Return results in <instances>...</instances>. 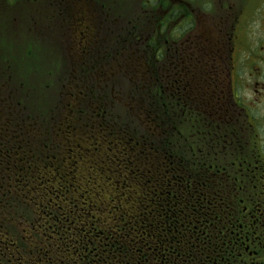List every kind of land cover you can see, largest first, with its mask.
Returning <instances> with one entry per match:
<instances>
[{
  "label": "rangeland",
  "instance_id": "374dc122",
  "mask_svg": "<svg viewBox=\"0 0 264 264\" xmlns=\"http://www.w3.org/2000/svg\"><path fill=\"white\" fill-rule=\"evenodd\" d=\"M63 1L0 0V145L8 144L7 148L24 154L34 153L31 161L24 164H31L28 179L35 188L26 190L27 196L21 195L20 199L14 196L10 202L36 201V213L30 214L36 218L53 207L65 213L72 208L71 216L80 219L78 212L84 209L90 213L89 220H101L102 228L120 221L125 212L131 224L132 215L138 213L151 225L156 219L142 211L144 203L152 206L155 194L158 207L161 204L157 199L165 201V207L167 201L178 209L185 207L186 199H192V174L188 176L180 165L192 173V45L171 49L169 42L170 51L165 45V55L158 53L150 61L152 46L144 35L153 28V17L149 24L143 18L140 24L144 33L131 39L133 43L122 40L117 45L92 46L97 39L90 29L82 27L83 23L72 37L71 33L48 32V16H62ZM189 1L205 13L215 14L213 25L209 24L210 18L202 17L198 22L199 32L209 29L211 40L220 47L210 50L209 64L215 63L216 52L224 51L218 18L226 12L234 16L237 5H249V0ZM77 2L83 7L78 12L81 10L84 15L93 9L91 2H98L104 4L103 12L121 14L115 11L119 9L133 23L139 22L144 13L159 15L160 9L171 4L170 0ZM259 4L257 13L262 16L264 0ZM165 24L164 37L169 35V25ZM189 24L186 21L182 25ZM186 29L187 26L170 27L175 33ZM119 36L123 38L124 34ZM187 43L188 40L182 45ZM101 70L114 72L115 80L105 81ZM155 74L161 79H154ZM156 85L161 97L152 94ZM20 89L23 96H19ZM166 103L177 113L171 122L189 123L178 136L173 134L172 124L160 108ZM164 117L167 121L161 124L158 119ZM179 138L183 139L173 144ZM184 153L188 159L182 156ZM16 157L14 152L11 159ZM4 191L7 192L0 190V200L6 199ZM168 191H175L174 195ZM171 195L174 198L168 199ZM170 261L175 264L173 258Z\"/></svg>",
  "mask_w": 264,
  "mask_h": 264
},
{
  "label": "flooded vegetation",
  "instance_id": "af4514ba",
  "mask_svg": "<svg viewBox=\"0 0 264 264\" xmlns=\"http://www.w3.org/2000/svg\"><path fill=\"white\" fill-rule=\"evenodd\" d=\"M77 1L64 0L62 16H48V32L71 33L72 37L83 23L82 27L90 29L97 39L94 45L90 43L92 46L117 45L143 35L140 22L145 17L149 24L153 17V28L144 35L154 50L150 51L149 60L158 53L165 55V45L170 51V43L171 49L192 45V173L180 163L188 176L192 174V203L186 199L183 209L177 205L171 209L167 202L164 209L191 233L192 248L186 242V233L176 244H170V249L164 247L159 233L156 252L146 249L143 258L139 255L127 264H172V258L175 264H264V15L257 13L260 0H249V5L241 7L238 4L234 16L226 12L218 18L224 51L216 52L218 59L211 64L210 50L220 47L211 40L209 29L199 32L198 22L205 17L213 25L214 12L209 15L187 0H170L171 4L161 7L159 15L144 13L139 22L124 23L113 18L110 11L103 12L104 4L98 2H91L93 9L84 15L81 10L78 12L83 7ZM186 21L190 24L182 25ZM165 22V27L169 25L166 37L162 34ZM171 25L188 29L175 33L170 30ZM62 39L65 40L63 35ZM186 40L188 43L182 45ZM177 52L179 49L174 56ZM101 71L105 81L115 80L114 72ZM7 146L0 145V158L4 157L0 160V190H7L3 192L6 199L0 200V264H99L101 243L109 246L99 234L70 233L72 226L66 222L74 226L82 223L59 219L62 213L57 208L43 210L41 217L36 218L30 217L36 213V201L10 202L23 192L14 175L29 180L32 167L24 162L31 161L34 153L24 154ZM14 152L17 157L11 159ZM150 231L144 246L158 232L153 229L151 237ZM106 258L110 260L106 264L122 262L115 256Z\"/></svg>",
  "mask_w": 264,
  "mask_h": 264
},
{
  "label": "trees",
  "instance_id": "16d2710c",
  "mask_svg": "<svg viewBox=\"0 0 264 264\" xmlns=\"http://www.w3.org/2000/svg\"><path fill=\"white\" fill-rule=\"evenodd\" d=\"M118 10H116V11L121 13V14H123V15H121V14H116L115 13V16L118 18V20L120 22L122 20V22H124V23L127 22L129 20V18H128L129 15L124 13V12H122V11L120 12ZM45 17L47 19V16H45ZM33 20H35V18H33ZM33 26L39 27L38 25H33ZM151 53H154V50ZM150 59H151L150 61H152L153 57L151 56ZM33 71H34V69H33ZM159 78L160 77L157 74H155V78L154 79L159 80ZM157 84H159L160 87L162 86L160 83H157ZM160 87L156 85L155 93L152 92V94H156L157 97H161L163 94L160 92L161 91ZM20 95L23 96V93H22L21 89L19 90V96ZM155 96H151V97L155 98ZM148 97H150V96H148ZM160 108L164 110L165 117L167 118L168 122L172 124V126H170V127H171V129L173 131V134L175 136H178L179 134L184 133L185 132L184 131L185 130L184 126L185 125L188 126L187 125V124H189L188 121L179 120L178 124H176V122H171V117L172 116H176L177 117V113L173 111V108L170 106V103H169V105L166 103L163 108L162 107H160ZM153 115H154V113H153ZM181 116H182V111H181ZM165 117L158 119L161 124L163 123L162 122L163 120L167 121L165 119ZM182 117L185 118L186 115H184ZM155 121H156V118H155ZM190 127H189V130L191 129L190 132H192V126H190ZM180 139H183V138H179V139H177L175 141L173 140L172 141L173 144H174V142H175V144H177L178 140H180ZM181 143H183V142H181ZM173 144L170 145V146H173ZM171 151L173 152V150H171ZM183 151H184V149H183ZM169 154L173 155L170 152H169ZM47 156H50V153L47 154ZM182 156L186 157L188 159V157L186 156V153H184ZM33 170L35 172L34 168H33ZM22 172H25V171H22ZM14 177L15 178L17 177L19 179V181L17 182L16 185L18 187H21V189H23L22 190L23 192L19 193L20 196L21 195L27 196V193L25 191L35 188L33 186V184H32L33 181H30V182H29V180L28 181H24V178H20L17 175L16 176L14 175ZM53 188H55V187H53ZM62 188L63 189H67L66 186H63ZM174 192H172L173 195H174ZM29 193H30V191H29ZM20 196L18 197V199H20ZM171 196H170V198H171ZM155 197H156V194H155ZM155 197L150 202V203H152V206H150L148 204L145 205V203H144V209L142 211L144 213L148 212L150 217L154 216V218L156 219L155 222L153 224H151V225L146 224L145 220L140 219L143 216L142 215L140 216V214H138V213H137V215H139V217L136 214L132 215V217L134 218V220H133L134 223L131 224L132 221L130 220L129 215L125 214L126 212L124 214H121L122 217L119 219L121 222L115 220L110 225L105 224L106 225L105 228H102L103 225L100 223L101 220H99L98 222L95 219H92V221L89 220L88 219V215H90V213L87 212L84 209L81 211L82 213L78 212V214L80 216V219H76L75 218L76 216L74 217V216L70 215V213L72 211L74 213V210L72 208H70L67 213L61 211L62 214H59L58 218L62 219V217H64L65 219H68V221H72L73 219H75V220H78L80 223H82V225L74 226L73 224H68L66 222V224L68 226H72V229H69L70 233L83 232L84 234H86V233L89 232V233H93V234H99L101 236V238L103 240H105L109 244V246H106L104 244V242L101 243L102 246H101L100 250H98L99 258H100L99 264H106L107 262H110L109 258H106V257H111L112 258L114 256L116 257L117 260H119V259L122 260L121 264H127V262L135 261V258H139V255H141V257L143 258V255L145 254L144 250H146V249H149L150 252H152V251L156 252V248H157V245H158L159 233H161L160 234L161 238H163L161 241L165 244L164 245L165 248L170 249V244L171 245L176 244L177 241L181 238V235L182 234L184 235L185 233H186V242H188L187 244L189 245V247H191V244H192V236H190L191 233L186 231L188 229H185L186 227H183L181 225L180 221L178 220V218H176V216H174L171 212H166V210H164L165 209V204H163V203L165 201L161 202L160 199H157L160 202L161 206H162V204L164 205V207L163 206L162 207L161 206L158 207V205H156L158 203L156 202ZM31 198L32 199H36L34 197H31ZM190 202H192V199L190 200ZM166 205H167V201H166ZM148 206H149V208H148ZM168 206L171 207V209L173 208V206H171V205H168ZM171 215H172V217H171ZM50 216H54L55 217V214H52ZM30 217H34V216L31 215ZM92 217H95V215H92ZM74 227H77V228L74 229ZM82 228H85V229L82 230ZM148 229L151 230L149 232L151 237L154 235L152 233L153 229H154V233H156L157 230H158V232L155 234L154 237L151 238V242L147 246H144L143 244L146 242L147 237H145V236L148 235V232H147ZM190 229H191V232H192V224L190 225ZM144 230H145V233H144ZM184 230L186 232H184ZM165 233L167 234L166 237H165ZM107 238H108V240H107ZM130 243H138V244L137 245L136 244L133 245V244H130ZM104 250H106V251H104ZM104 258H106L107 260L104 261L103 260Z\"/></svg>",
  "mask_w": 264,
  "mask_h": 264
}]
</instances>
